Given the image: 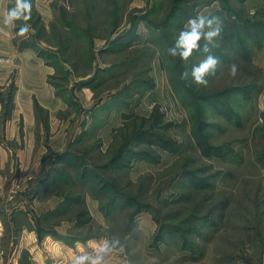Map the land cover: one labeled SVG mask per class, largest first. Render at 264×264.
<instances>
[{
    "label": "rangeland",
    "instance_id": "rangeland-1",
    "mask_svg": "<svg viewBox=\"0 0 264 264\" xmlns=\"http://www.w3.org/2000/svg\"><path fill=\"white\" fill-rule=\"evenodd\" d=\"M228 1L236 18L264 21V0ZM48 2L51 17L43 18V32L40 24L27 21L31 29L17 34V39L18 43L36 39L45 58L55 55L50 85L64 97L67 112L51 115L48 109L36 107L39 135L35 133L34 151L26 158L30 144L24 126V140L19 135L20 145L16 147L24 153L23 159L13 161L11 168L1 169L6 177L3 173L0 177V209L7 214L0 215V264H33L30 252L20 250L19 229L29 219L34 223L39 220V212L47 204L43 202L50 197L51 192L34 195L42 174L40 156L46 151L52 157L51 150L64 145L75 133L72 141L78 140L71 149L92 169L82 180L75 165L68 162L59 166L70 173L68 182L61 186L64 196L77 198L66 202L63 214L43 223L54 230L72 220L68 237L54 235L71 248L51 242L45 248L42 264H70L73 254L79 251L78 245L90 249L93 242L113 236L119 237L124 247L111 256L110 264H264V35L245 37V57L239 53V46L227 43L222 50L227 57H218L215 72L206 76L207 83H196V89L211 94L236 85L246 87L205 102V135L219 149L209 154L195 141L194 108L182 103L173 90L170 73L163 66L161 46L153 41L146 21L138 18L137 28L123 38L119 48L107 49L113 38L131 29V17L148 15L158 23L170 21L176 0H118L120 9L116 14L117 4L110 0ZM180 4L187 15L182 14L180 23L171 19L175 24L169 31L174 37L190 15L203 13L221 19L227 15L222 0H185ZM61 5L68 11L66 19H74L88 34L72 36L64 52H59L60 41L54 35L61 29ZM116 15L118 27L113 32ZM223 30L215 38V46L223 43ZM205 55L192 53L182 63L196 64ZM6 58L0 64L11 62L10 57ZM115 63L118 66L111 68ZM232 64L236 65L234 75L230 73ZM137 76L139 80H135ZM118 94L116 101L114 96ZM5 97L4 102L8 95ZM73 98L75 104L71 105ZM154 112L162 115L161 122L166 124L158 133L182 144L181 149L172 151L154 143L149 147L150 159L129 156L121 169L93 170L94 165L109 161L126 139L119 137V132L130 135L141 123L138 117ZM20 118L0 115V141L7 144L14 132L19 133L23 126ZM126 121L132 124L125 126ZM138 145L137 149L144 146ZM80 166L83 171L84 166ZM107 179L133 196L134 204L122 200L111 210L107 190L94 189H101ZM144 205L146 209L131 219L136 206ZM43 223L40 220L35 228Z\"/></svg>",
    "mask_w": 264,
    "mask_h": 264
},
{
    "label": "trees",
    "instance_id": "trees-1",
    "mask_svg": "<svg viewBox=\"0 0 264 264\" xmlns=\"http://www.w3.org/2000/svg\"><path fill=\"white\" fill-rule=\"evenodd\" d=\"M33 0H31L32 2ZM116 5L115 9V14L118 12V9H120V5L118 3V0H110ZM176 4L174 6L173 12L170 15V21L167 20L166 23H158L156 21H153L152 19L149 18L148 15H144L141 17H131L130 21L132 23L131 29H129L127 32L125 31L124 33L118 34L115 38H113L110 42V45L108 46V51L109 50H114L115 48H119V44L123 40V38L129 36L131 33L135 31L139 24V19H143L146 21V23L150 26L152 35L154 37L153 41L155 43H158L161 46V56L164 61V67L167 69L170 73V83L172 85L173 90L178 94L179 98L182 100V103H184L186 106H190L194 108V112H192V122H193V136L195 138V141L200 149H202L203 152L207 153H213L216 150H219L218 148L212 146L205 135V131L207 128V123H205L204 120V104L205 102H211L215 101L218 96H223L227 95L229 92L235 91V90H244V87H240L238 85L234 87H230L226 90L220 91V93L216 94H211V93H205L201 92V90L196 89V82L192 81L191 78L189 77L188 79H181V72L188 67L192 65H187L182 63V59L180 57L176 58V65H174V56L170 55L167 51L168 47L171 45L174 36H172L171 29L170 27L173 26V23L171 22L172 20H176L178 23L182 21V16L187 15L186 14V8L182 6V4L179 5L181 2H185V0H176ZM223 2V8L226 10V16L223 17V31L225 32V35L222 37L223 38V43L219 46H213L211 47V51L214 55L217 57L221 58L224 60V58L227 57L223 53L222 50H224V47L227 46V43H232L234 46H239V53L241 54L242 57H245L246 54H243V45L245 37L247 38H252L256 37L259 38L260 36L264 35V21L261 20H253L251 18H243V17H238L236 18V11L233 7H231L230 2L228 0H222ZM12 1L10 0L9 6L12 5ZM119 5V6H118ZM34 7V8H33ZM59 11H60V26L61 29L59 32H54V35L57 37V39L60 41L59 44V52H64L65 50H68L70 47V42H71V37L76 36L77 38L81 36H88L87 30L82 28L79 24L75 22L74 19L70 18L69 20L66 19V15L68 16V11L66 7L64 6H59ZM178 10V11H176ZM183 14V15H182ZM191 16V15H190ZM189 16V17H190ZM232 17V18H231ZM139 18V19H138ZM29 21H33L34 24H40L41 28V33L43 32V23H42V17L40 13L36 10L35 4H32L31 8V17ZM23 23L21 20L16 21L17 28L20 26V24ZM175 24V23H174ZM54 26L53 24H51ZM92 23L89 22V28L92 29ZM118 27V17H114L113 20V28L112 31L114 32ZM16 28V31H17ZM56 28V25H55ZM18 33V32H17ZM244 36V37H243ZM32 41V40H31ZM28 41V40H23L20 43L21 47H34L38 50V52L44 57V50L40 49L39 47L36 46V39L33 40V42ZM259 40H257L256 43H258ZM93 45V43H91ZM114 48V49H113ZM193 53H200V54H207L204 53L201 50H194ZM138 55V54H137ZM137 55H136V60H137ZM55 55L51 54V56H47L45 59L47 63L51 66L56 65V62L54 60ZM154 56H151V59ZM75 63H72V66ZM117 63L113 65V67H117ZM110 70V69H108ZM210 75V74H207ZM206 75V76H207ZM140 76H137L135 80H139ZM129 88V86L127 87ZM246 88V87H245ZM223 92V93H221ZM225 92V93H224ZM11 94V93H10ZM9 94V95H10ZM11 96H8V99ZM116 98V101L119 100L117 99L119 97V94L114 96ZM7 99V100H8ZM38 107V106H37ZM157 109V107L155 108ZM140 125L139 127H134L132 129V133L130 135H124L123 132H119L118 135L121 138H126L124 139L123 143L119 144V149L110 157L109 161H106L103 164H97L93 166V170H95L97 173L100 171H106L109 169H121L126 165L127 159H129V156H137L140 158H151V154H149V147L150 145H153L154 143L160 145L161 147L164 146L166 149L174 150L177 151L181 149L182 144L175 140L171 139H164L163 133H158V129H162L166 127V124L161 122L162 115H157L156 112H154L152 115L146 117V116H140ZM132 123L129 121L125 122V126H130ZM129 129V128H128ZM127 129V130H128ZM78 138L76 139V141ZM76 141H73L76 142ZM71 144L70 147L64 152L57 155V161H63V162H69L72 165H75L79 171H77V175L80 179L85 180L87 176L90 174V170L92 168L89 167L86 161H84V158L82 159L79 154H75L74 151L71 149ZM138 144H144L140 145V148L137 149L135 146H139ZM81 165L83 171L81 170ZM85 164V165H84ZM59 175V176H58ZM70 173L66 170L60 169L59 167H55L54 169H51L47 175L38 183L37 190H36V195L38 193L40 194V191L46 192L50 187L51 188H62L61 185L62 183H66L69 180ZM101 176V174H100ZM97 179V178H93ZM196 184V181H195ZM96 186V185H95ZM95 190L98 192L100 191H106L107 190V195H108V205L110 206L111 210H114L120 201L123 200L126 204H134V198L133 196H130L128 193H124L121 191L116 184L110 180L107 179L104 186L101 189H97L94 187ZM123 189V188H122ZM77 197H74L73 195H66L64 200L60 202V204L57 206L56 209L62 208L65 209L66 202H73ZM73 199V200H72ZM65 202V203H64ZM121 206V205H120ZM104 207V206H103ZM146 209V205L140 206L139 208H136L133 210L131 213V219L132 216L135 213H138L140 210ZM110 211V210H109ZM107 214H110L108 212ZM41 219L39 218L38 222ZM81 223V222H79ZM38 233L44 234L45 229L42 225L37 228ZM49 231H46V233ZM53 232V231H52Z\"/></svg>",
    "mask_w": 264,
    "mask_h": 264
},
{
    "label": "crops",
    "instance_id": "crops-1",
    "mask_svg": "<svg viewBox=\"0 0 264 264\" xmlns=\"http://www.w3.org/2000/svg\"><path fill=\"white\" fill-rule=\"evenodd\" d=\"M9 2L10 0H0V12L9 7ZM48 3V0H34L35 8L40 13L42 20L51 17V5ZM16 28V23L15 26L0 24V55L10 57L11 59V62L8 64H0V115H7V117L20 115V121L23 126L19 133H13L12 136L14 137L8 140L7 144L0 141V177H3L1 169L5 167L11 168L13 161L15 162L17 160L18 162V160L21 161L23 159L24 153L21 149L18 150L16 147L20 145V142L17 141L19 135L22 141L24 140V126L26 131H28L30 144V147L26 149V158L34 151L32 145L36 138L35 133L37 136L39 135V127L36 123L37 106L41 110L42 108L48 109L51 115H62L67 112L65 111L66 101L64 97L57 94L54 86H52V84L50 85L49 77L54 71L53 67L47 63L46 59L36 48L20 46L17 39L18 33ZM6 89L7 91L4 92L3 90ZM5 95L11 97L4 102L3 97L6 99ZM69 103L71 105L75 104L74 98L72 101H69ZM79 106L80 105H78V107ZM79 113L81 112L79 111ZM38 121L39 119H37V122ZM38 124L42 125L40 122H38ZM74 135H76V133L72 134L66 143L64 145L62 143L58 149L51 150L52 157L49 158V153L43 151L39 162L41 163L42 174L44 168V174H41L37 179L36 190L38 183L51 169L67 163L62 160L57 161L56 154L64 153L68 147H70V143H73L72 138H74ZM48 159L50 161H48ZM3 174V178H5L6 175L5 173ZM63 184L64 183H62L61 186H63ZM62 189L63 188L59 187H50L46 192L40 191L41 193H38V195L34 193L35 197H41L45 193L51 192L49 194L50 197L43 202L47 204H45L44 209H41L39 212L41 223L44 222L47 224V222L53 221V218L57 215L64 213L65 209H56L65 197V193L62 192ZM3 214H7V211L0 209V215ZM27 221L29 223L26 222L21 224L19 229L20 233H22L20 245L23 246L20 250L26 248L30 252L33 264H42V262L45 261V248H47L49 244L51 245V242L60 243L65 248H71L63 239L68 237V230L72 220H69L67 222L68 224H61L58 227L55 226L54 230L50 225H45L43 223L45 233L41 234V236L35 228L38 220H36V223L32 222L30 219ZM46 231L49 232L46 233ZM56 234L60 235L63 239L54 236ZM27 238L28 240H26ZM18 244L19 242L17 245Z\"/></svg>",
    "mask_w": 264,
    "mask_h": 264
},
{
    "label": "clouds",
    "instance_id": "clouds-1",
    "mask_svg": "<svg viewBox=\"0 0 264 264\" xmlns=\"http://www.w3.org/2000/svg\"><path fill=\"white\" fill-rule=\"evenodd\" d=\"M31 8V0H14L11 6L0 12V24L15 26L16 21L22 20L24 23L20 24L17 32L21 35L28 33L31 29L30 23H27L31 17ZM222 30L223 21L218 15L197 13L187 18L168 47V53L182 60L190 57L194 50H201L207 55L190 69L186 67L180 74L181 79L190 77L196 83H207L206 75L214 73L219 62L211 47L215 46V38L220 36ZM235 72L236 65L232 64L230 73L234 75ZM123 247L117 236L102 237L99 241L93 242L90 249L78 245L79 251L73 254L70 264H110L111 256Z\"/></svg>",
    "mask_w": 264,
    "mask_h": 264
},
{
    "label": "built area",
    "instance_id": "built-area-1",
    "mask_svg": "<svg viewBox=\"0 0 264 264\" xmlns=\"http://www.w3.org/2000/svg\"><path fill=\"white\" fill-rule=\"evenodd\" d=\"M3 57V56H2ZM0 57V62L3 61V60H6L7 58L6 57ZM6 58V59H5ZM3 59V60H2ZM153 107V106H152Z\"/></svg>",
    "mask_w": 264,
    "mask_h": 264
}]
</instances>
